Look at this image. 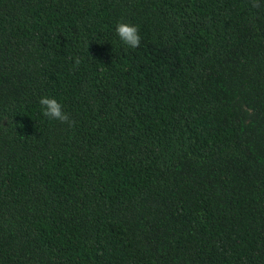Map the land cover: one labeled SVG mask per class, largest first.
<instances>
[{"label":"trees","instance_id":"obj_1","mask_svg":"<svg viewBox=\"0 0 264 264\" xmlns=\"http://www.w3.org/2000/svg\"><path fill=\"white\" fill-rule=\"evenodd\" d=\"M0 264H264V0H0Z\"/></svg>","mask_w":264,"mask_h":264},{"label":"clouds","instance_id":"obj_2","mask_svg":"<svg viewBox=\"0 0 264 264\" xmlns=\"http://www.w3.org/2000/svg\"><path fill=\"white\" fill-rule=\"evenodd\" d=\"M114 32L119 42L127 48H136L140 44L141 36L138 26L131 22L118 21L115 24ZM40 113L49 120H68V115L63 111L59 100L50 95H41L38 99Z\"/></svg>","mask_w":264,"mask_h":264}]
</instances>
